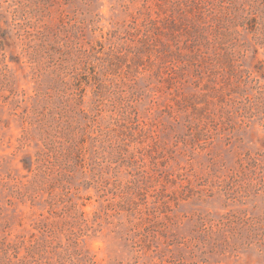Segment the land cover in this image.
<instances>
[{
  "label": "rangeland",
  "instance_id": "rangeland-1",
  "mask_svg": "<svg viewBox=\"0 0 264 264\" xmlns=\"http://www.w3.org/2000/svg\"><path fill=\"white\" fill-rule=\"evenodd\" d=\"M20 262L264 264V0H0Z\"/></svg>",
  "mask_w": 264,
  "mask_h": 264
},
{
  "label": "trees",
  "instance_id": "trees-1",
  "mask_svg": "<svg viewBox=\"0 0 264 264\" xmlns=\"http://www.w3.org/2000/svg\"><path fill=\"white\" fill-rule=\"evenodd\" d=\"M16 249L17 250L14 251L13 257L19 260L20 248H16ZM28 254H30V253H28ZM4 258H7L9 260L11 259V257L8 255V252L7 251H4ZM35 261L36 260L32 261V263H34ZM21 262L24 263V260H21ZM21 262H20V264H21Z\"/></svg>",
  "mask_w": 264,
  "mask_h": 264
}]
</instances>
